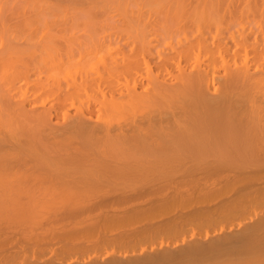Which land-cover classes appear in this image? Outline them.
Masks as SVG:
<instances>
[{
	"label": "bare ground",
	"instance_id": "1",
	"mask_svg": "<svg viewBox=\"0 0 264 264\" xmlns=\"http://www.w3.org/2000/svg\"><path fill=\"white\" fill-rule=\"evenodd\" d=\"M3 192L0 264H264V0H0Z\"/></svg>",
	"mask_w": 264,
	"mask_h": 264
},
{
	"label": "rangeland",
	"instance_id": "2",
	"mask_svg": "<svg viewBox=\"0 0 264 264\" xmlns=\"http://www.w3.org/2000/svg\"><path fill=\"white\" fill-rule=\"evenodd\" d=\"M191 162H187V164H186V162L185 163H183L182 164V166H179L178 167V163L176 164V163H174L175 165L174 166H177V168H180V167H183V168H180L179 169V171H177L176 173H174V175L172 176V175H169V180H168V182L170 181V184H171V178H175L176 176H180L181 174H183L184 173V168L185 169H187V167L188 168H190V167H193L192 166V164H190ZM185 164V165H184ZM188 164H190V166L188 165ZM210 164L211 165H217V164H215L214 162H210ZM209 164V162H207V165H205V167L207 166V168L209 167H213V166H211ZM210 165V166H209ZM218 166L219 165H217L216 166V168H217V170H218ZM172 167V166H171ZM204 167V168H205ZM222 167V166H221ZM220 167V168H221ZM219 168V169H220ZM222 168H224V167H222ZM221 168V169H222ZM199 169V168H198ZM198 169H197V171H198ZM201 169V168H200ZM213 169H215V166L213 167ZM224 169H226V168H224ZM205 170V169H204ZM223 170V169H222ZM197 171H195V172H197ZM203 170H201V172H202ZM212 171V170H211ZM229 169H228V173H229ZM180 174H179V173ZM200 172V171H199ZM207 172V171H206ZM209 172V171H208ZM213 172H216L215 170L213 171ZM223 171H221V173H222ZM225 172V171H224ZM223 172V173H224ZM234 172V171H233ZM238 172V171H237ZM203 173L204 174H206L205 173V171H203ZM202 173V174H203ZM211 173V172H210ZM222 173V174H223ZM226 173V172H225ZM228 173H226V174H228ZM178 174V175H177ZM186 175H187V173H185ZM189 175L188 176H190L191 174L190 173H188ZM196 174V173H195ZM200 174V176H201V173H199ZM221 174V175H222ZM231 176L232 175H234V174H231V173H229ZM193 175V174H192ZM208 175V174H207ZM207 175H206V177H207ZM209 175H211V174H209ZM208 175V176H209ZM213 176H214V174H212ZM219 175H220V173H219ZM150 176V175H149ZM148 176V177H149ZM152 176V175H151ZM171 176V177H170ZM187 176V177H188ZM194 176V175H193ZM228 176V175H227ZM231 176H229L230 178H231ZM238 176V175H237ZM236 176V174H235V177H237ZM184 177V178H183ZM183 177H181V178H183V179H181V180H184V179H188V178H185L186 176L184 175ZM190 177H192V176H190ZM196 177H197V175H196ZM195 177V178H196ZM201 177H203V176H201ZM229 177H228V179H229ZM167 178H168V176H167ZM176 178H178V177H176ZM200 178V177H199ZM208 178V177H207ZM207 178H206V180H207ZM217 179V178H221V176L219 177L218 175L216 176V177H211V176H209V178H208V184L210 183V181H219L218 179L217 180H215V179ZM224 178H225V176H224ZM223 178V180L225 181V179ZM233 178V177H232ZM171 179V180H170ZM191 179V178H190ZM190 179H189V181H190ZM209 179H211V180H209ZM213 179V180H212ZM226 179H227V177H226ZM166 180V181H167ZM177 180V179H176ZM176 180H173V181H176ZM181 180H178V182L177 183H179ZM192 180H194V177L192 178ZM191 180V181H192ZM198 180V179H197ZM199 180H201V178L199 179ZM205 180V181H206ZM172 181V182H173ZM187 181V180H186ZM189 181H187V182H189ZM202 181H203V178H202ZM152 182V181H151ZM167 182V185L169 184ZM184 182V181H183ZM182 182V183H183ZM186 182V187H190V186H188L189 184ZM193 182V181H192ZM192 182H190V183H192ZM197 182V181H196ZM196 182H193L194 184L196 183ZM201 182V181H200ZM199 182V183H200ZM176 183V184H177ZM182 183H179V186H181V184ZM204 185L206 184V183H204V182H202ZM212 183V182H211ZM214 183H216L217 184V182H214ZM173 184H174V182H173ZM173 184H171L172 186H173ZM193 184V185H194ZM203 184H201V185H203ZM207 184V185H208ZM163 185V184H162ZM167 185H166V187H167ZM171 185H169V186H171ZM175 185V184H174ZM183 185L185 186V184L183 183ZM191 185V184H190ZM214 185V184H213ZM172 186H171V188H172ZM195 186H197V187H195V188H198V187H200V186H198V184L197 185H195ZM210 186V185H209ZM218 186H220L219 185V183H218ZM177 187H178V185H177ZM182 187V186H181ZM206 188V186H203L202 188ZM215 187V186H214ZM155 188V187H154ZM169 188V187H168ZM167 188V189H168ZM175 188V187H174ZM180 188V187H179ZM184 188V187H183ZM193 188V187H192ZM194 188V189H195ZM209 188V187H208ZM217 188V187H216ZM167 189L165 190V188L163 187V190L166 192L167 191ZM170 189V188H169ZM188 189V188H187ZM199 189V188H198ZM58 190V189H57ZM172 190H174V189H171V195L173 194L172 193ZM197 190V189H196ZM17 191V190H16ZM53 191V190H52ZM176 191V190H175ZM178 191V190H177ZM190 190H188L187 192H189ZM12 192V191H11ZM11 192H8V196H10L11 195ZM32 192V191H31ZM45 192V191H44ZM50 192H51V190H50ZM60 192V191H59ZM62 192H63V190H62ZM170 192L168 193L169 195H170ZM174 192V191H173ZM193 192V191H192ZM4 193H6V192H3L2 194H0V196L2 197L3 195H4ZM15 193H17V192H15ZM14 193V191L12 192V195L11 196H16V195H14L15 194ZM22 193V194H21ZM19 192V194H21L22 196H24V197H21V195H19L21 198H24V200H25V197L27 198V194H26V196L23 194V192ZM30 193V192H29ZM65 193V192H64ZM69 193V192H68ZM174 193H176V192H174ZM178 193V192H177ZM7 194V193H6ZM18 194V193H17ZM35 194H39V192H38V190L35 192ZM40 194H42V192H40ZM46 194V193H45ZM45 194H43V197H44V195ZM54 194V193H53ZM57 194V193H56ZM164 194H166V193H164ZM167 194V195H168ZM180 194V193H179ZM30 195H32V194H30ZM160 196H161V193L159 194ZM186 195V197H187V194H184V196ZM8 196L6 195V197L8 198ZM10 196V197H11ZM33 196H35L34 194H33ZM42 196V195H41ZM40 196V197H41ZM47 196H49V195H47ZM151 196H153V195H151ZM16 197H18V196H16ZM36 197H37V195H36ZM7 198H4V199H7ZM12 198V197H11ZM20 198V199H21ZM42 198V197H41ZM45 198V197H44ZM20 199H16V200H18V201H16L15 199V201L18 203H21L20 201H22V200H20ZM1 200V199H0ZM10 199H8V201H9ZM24 200L22 201L23 203H24ZM35 200V199H34ZM37 200H39V197H38V199ZM36 200V201H37ZM42 200V199H41ZM44 200V199H43ZM49 200V199H48ZM26 201V200H25ZM35 201V202H36ZM50 201V200H49ZM54 201V200H53ZM10 202V201H9ZM12 202V201H11ZM34 202V201H33ZM34 202V203H35ZM13 203V202H12ZM15 203V202H14ZM27 203V202H26ZM25 203V204H26ZM37 203H39L38 201L36 202V205H37ZM40 204V203H39ZM44 204H45V202H44ZM48 204H50V202L48 203ZM175 204V203H174ZM6 205V204H5ZM19 205V204H18ZM22 205H24V204H22ZM42 205V204H41ZM176 205V204H175ZM44 206V205H43ZM51 206V205H50ZM8 207V206H7ZM40 208H42L41 206H40ZM39 209V208H38ZM49 209V208H48ZM46 210V209H45ZM38 211H40V210H38ZM51 211H52V208H51ZM42 211H40V212H38V215L39 214H45V213H41ZM47 212V211H46ZM57 213H59V212H56V213H46V214H49V216L51 215H54V216H52L51 217V220H54V219H57L58 220V222H59V220H60V216L62 215L61 213H59V214H57ZM9 215H7V216H10L8 219H13V220H15L16 218H15V216H14V214L13 213H11V212H9L8 213ZM57 214V215H56ZM61 214V215H60ZM60 215V216H59ZM73 215V217L75 216V214H72ZM72 215L70 216V217H72ZM49 216H47V217H49ZM0 217H2V218H4V215H3V213H1L0 214ZM69 217V216H68ZM5 219V218H4ZM44 219V218H43ZM47 218H45V220H46ZM69 219V218H68ZM67 219V220H68ZM72 219H75V218H72ZM47 221V220H46ZM3 222V221H2ZM44 222V221H43ZM60 222H61V220H60ZM50 226V230L51 231H49V226ZM56 225H57V223H56ZM43 225H41V226H39L38 224L37 225H30V224H26V223H19V224H13V223H9V224H5L4 225V222H3V224L2 225H0V255L1 254H5V252H7V253H10V254H12L13 256H15V262L17 263L20 259H17L16 257H18L17 255H20V253L19 252H21V254L23 253V252H25L24 251V249H26V250H28V251H26V253H29L30 251L32 252V250L35 248V246L37 245V246H39L38 245V243L39 244H44V246L46 245V247H48V244H49V247H51V245L53 246V244H54V246L56 245H59L60 243L59 242H61L62 241V239H61V241H60V238H59V236L62 234H60L59 233V235H58V232L56 231V230H58L59 229V227L60 226H55L56 228H54V226H53V228L51 227V225L50 224H45L44 226V228L42 227ZM42 227V228H41ZM52 228V229H51ZM58 228V229H57ZM42 230V236L40 235V233H37V232H39V231H41ZM54 230V231H53ZM63 230V229H62ZM61 230V231H62ZM61 231H59V232H61ZM55 232H57V233H55ZM63 232V231H62ZM45 233H47V234H45ZM35 234H37V235H35ZM52 234V235H51ZM47 235V236H46ZM37 238H36V237ZM39 236V237H38ZM43 236H45V237H43ZM47 237V238H46ZM35 238V239H34ZM39 238V240H37ZM41 238V239H40ZM45 238V239H44ZM62 238V237H61ZM42 240V241H41ZM47 240V241H46ZM49 240V241H48ZM46 242V244H45V242ZM42 242V243H41ZM63 242V241H62ZM61 242V243H62ZM32 244H33V246H32ZM36 244V245H35ZM32 246V247H31ZM36 246V247H37ZM23 249V250H22ZM34 250H36V248L34 249ZM33 250V251H34ZM30 252V253H31ZM29 253V254H30ZM17 254V255H16ZM102 262V261H101ZM15 263V264H16Z\"/></svg>",
	"mask_w": 264,
	"mask_h": 264
}]
</instances>
